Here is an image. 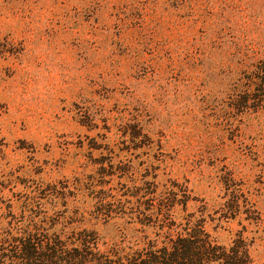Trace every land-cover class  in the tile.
I'll list each match as a JSON object with an SVG mask.
<instances>
[{
    "label": "rangeland",
    "instance_id": "rangeland-1",
    "mask_svg": "<svg viewBox=\"0 0 264 264\" xmlns=\"http://www.w3.org/2000/svg\"><path fill=\"white\" fill-rule=\"evenodd\" d=\"M169 226L264 264V0H0V238Z\"/></svg>",
    "mask_w": 264,
    "mask_h": 264
},
{
    "label": "trees",
    "instance_id": "trees-1",
    "mask_svg": "<svg viewBox=\"0 0 264 264\" xmlns=\"http://www.w3.org/2000/svg\"><path fill=\"white\" fill-rule=\"evenodd\" d=\"M153 185L155 188L152 191L145 188L144 196L155 192L157 187L155 183ZM168 198L161 195L158 198L159 205H167ZM161 215H164L163 212ZM164 227L161 226V229ZM201 228L198 232H189L169 226L161 246L147 252V258L141 262L129 264H252L242 239L227 248L205 236ZM69 243L41 237L31 230L21 235L0 238V264H107L108 258L100 259L95 252L93 241L86 239L77 245Z\"/></svg>",
    "mask_w": 264,
    "mask_h": 264
}]
</instances>
